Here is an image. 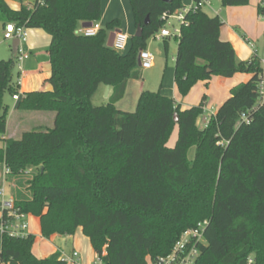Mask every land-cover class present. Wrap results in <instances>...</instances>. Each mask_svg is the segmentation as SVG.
I'll list each match as a JSON object with an SVG mask.
<instances>
[{
  "label": "trees",
  "instance_id": "obj_1",
  "mask_svg": "<svg viewBox=\"0 0 264 264\" xmlns=\"http://www.w3.org/2000/svg\"><path fill=\"white\" fill-rule=\"evenodd\" d=\"M128 2L142 34L118 53L107 46L108 34L120 25L117 19L95 37L76 34L82 24L99 22L101 0H17V10L0 0L3 28L40 29L50 39V89L24 93L17 122L53 113L52 128L25 131L19 139L4 138L7 122L0 119V185L4 178L16 214L39 219L43 238L71 237L81 228L102 264H147L146 259L154 264L183 231L202 221H207L206 245L197 264H264L260 59L237 60L220 38L222 20L202 8L191 10L175 38L179 96L214 76L249 74L247 81L232 89L202 129L196 124L204 97L198 106L181 110L160 88L140 93L133 113L120 111L115 105L127 84L141 78L139 51L164 28V13L183 9L180 0ZM221 2L229 7L249 1ZM257 15L264 17L263 3ZM163 42L166 48L168 38ZM13 63L0 64V109ZM100 86L111 93L105 105L95 107L90 99ZM174 127L178 138L169 148ZM13 221L1 212L0 225ZM34 243L31 234L17 238L0 232V264H66L59 251L36 258Z\"/></svg>",
  "mask_w": 264,
  "mask_h": 264
},
{
  "label": "crops",
  "instance_id": "obj_2",
  "mask_svg": "<svg viewBox=\"0 0 264 264\" xmlns=\"http://www.w3.org/2000/svg\"><path fill=\"white\" fill-rule=\"evenodd\" d=\"M210 3L209 7H204L203 11L210 17L217 16L219 19L222 20L223 25L219 30V35L222 41L229 43L235 52L236 59L241 62H247L251 57L256 56L260 59L261 64L263 66V78L262 83L264 84V17H259L257 15V7L264 4V0H248L249 2L245 6H229V7H222L221 0H203ZM182 3V7L185 10L190 9L194 3L193 0H180ZM8 5L13 10L18 9V4L15 6H10L9 2ZM14 5V4H12ZM102 11L101 17L99 22L101 23L102 27H104L107 23L115 21L117 19L120 21V25L117 28L119 31L127 34L128 37H132V35L136 31V26L133 21L131 6L128 0H101ZM0 31L3 32V24L0 23ZM42 33H40L39 29L27 30V38L26 42L23 44L26 54L28 57L22 64V72L20 73L21 78L23 75L26 74L23 70L26 67V63L31 58V51L36 49V44ZM49 38L48 35L44 33V39ZM165 39V38H164ZM163 39V40H164ZM46 40V39H45ZM50 43V41H49ZM49 44L46 43L45 45V54ZM147 51V50H146ZM12 52V47H11ZM14 56V55H13ZM15 57V56H14ZM39 65V64H38ZM49 77L47 81L41 84L38 89L35 90H49ZM249 78V74H235L231 78H223L221 76H214L211 77L210 80L207 82L199 81L195 85V90L192 96H188L186 98L180 99V96L177 95L176 85H174V72L173 76L170 78L168 77L167 85L171 86L169 92L165 91L166 82L163 83L161 95L164 97L173 98L176 103H179L181 110L190 108L193 106H198L200 102L198 101L199 96L201 93L206 94L204 99L207 98V103L204 102L203 108V119L202 121L205 122L209 121L214 115L218 107L227 99L232 89L237 87L238 85L244 83ZM22 84V81H21ZM204 84V85H203ZM204 86L205 89L202 87ZM21 87V86H20ZM19 87V88H20ZM105 86H100L98 91L105 92ZM97 91V92H98ZM34 92V91H31ZM177 92V93H176ZM20 95L22 96L24 93L23 91H19ZM111 93V89H109L108 96ZM15 94V93H13ZM15 106L11 110L10 118L8 120L10 124V120L14 118L16 115V120L18 119L19 115L17 114L18 102L14 101ZM7 109L4 110V115L6 114ZM201 115V116H202ZM20 118V117H19ZM199 121L200 116L197 121V127L199 128ZM203 125V127H204ZM0 217H1V209H0ZM26 229L25 234H31L35 236V243L32 248V252L34 253L36 258H46L56 251H59L61 254L65 256L71 257V255L67 254L66 251L63 250L61 245H58L57 239L61 235H55L50 239H45L40 235V225L39 219H36L30 215L26 216ZM62 237V236H61ZM65 237V236H63ZM67 238V237H66ZM71 237H69L70 239ZM75 250L73 249V252ZM72 252V253H73ZM78 252V251H77ZM79 256L77 258V264H89V260L85 259L84 253L78 252ZM96 259V255H94Z\"/></svg>",
  "mask_w": 264,
  "mask_h": 264
},
{
  "label": "rangeland",
  "instance_id": "obj_3",
  "mask_svg": "<svg viewBox=\"0 0 264 264\" xmlns=\"http://www.w3.org/2000/svg\"><path fill=\"white\" fill-rule=\"evenodd\" d=\"M10 6L17 5V0H8ZM14 4V5H12ZM164 27L166 30L172 32L173 29L179 27V24L176 20L169 19L165 24ZM40 30V29H39ZM42 36H40L36 44V49L31 51V58L26 63V67L23 70L26 72L25 75L22 77V84L18 88L16 83L18 81V77L20 76V71L18 68V63L16 58L13 56L11 52V41L3 40L2 38V31H0V64L5 63L9 60H14L11 69V75L7 84L2 87V98H1V109H0V119H5L7 122V131L4 135V138H15L19 139L21 133L25 131L34 130L36 128H52L53 126V113H36L32 116L27 117L25 120L18 121L15 119L16 115L12 120H10V124L8 122L10 118V112L14 108L15 102L12 99L13 93L19 94V91L23 92H31L38 89L44 82L47 81L49 77V63H48V56L45 54V45L46 43L49 44L50 39H44V31L40 30ZM45 35H47L45 33ZM145 50L149 51L155 57L154 66L149 70H141V78L138 80L130 81L127 84V89L125 92L124 97L117 101L115 108L127 112L133 113L137 99L140 93L142 92H157L160 88V92L162 91L163 83L166 82L165 91L169 92L171 89L170 85H167L168 77L173 76V62L176 55V40L174 37L168 38L167 47H164L163 39H158V36L154 35L151 39L148 40ZM124 53V52H121ZM39 64V65H38ZM204 85V84H203ZM204 89L205 87L202 86ZM195 86L185 95L180 97L182 100L188 96H192ZM105 92L98 91L96 92L90 99V103H92L95 107H101L105 105L107 102V98L104 96ZM177 93V92H176ZM178 95V93H177ZM206 94L201 93L198 98V101L202 100ZM179 97V95H178ZM207 98L204 99L205 103H207ZM179 105V103H177ZM197 106V105H196ZM193 106V107H196ZM7 109L6 114L4 115V110ZM203 115L200 116L199 121V128L202 129L204 122L202 121ZM178 129L174 127L170 132V136L168 138L166 147H173L178 138ZM0 187L5 188V197L8 198L10 196L9 189L4 182V178ZM59 237L57 239L58 245H61L63 250L66 251L67 254L71 255L73 249L78 252H83L85 255V259L89 260V264H93L96 260L94 258V251L91 248L89 239L82 233L81 228H77L73 236L69 239V237ZM148 264V259H146Z\"/></svg>",
  "mask_w": 264,
  "mask_h": 264
},
{
  "label": "built area",
  "instance_id": "obj_4",
  "mask_svg": "<svg viewBox=\"0 0 264 264\" xmlns=\"http://www.w3.org/2000/svg\"><path fill=\"white\" fill-rule=\"evenodd\" d=\"M210 3L203 0H198L190 9L185 10L182 9L180 12L174 13V14H168L164 13L161 20L165 21V23L169 19L176 20L179 24V27L176 29L174 28L172 32L165 29V27L160 30L159 33L156 34L158 36V39H164V38H178L180 35V26L185 23L184 15L188 13L191 10H196L199 8L209 7ZM102 25L100 22L97 23H91L90 27H84L83 25L80 26L76 30V34L81 37H95L99 31L101 30ZM2 38L3 40L11 41L18 40V48L15 53V58L18 63V68L20 73L22 72V64L25 60L28 59L29 56H27L25 48L23 44L27 41V29L24 27H16L14 24H7L3 28L2 32ZM130 37L127 36V34L123 33L122 31L115 32L114 35V41L112 49L115 52L121 53L125 52L128 45H129ZM155 57L152 53L146 50L139 51L138 54V63L139 68L141 70H149L154 66ZM22 78L21 76L18 77V81L16 83V86L19 88L21 85ZM21 98L20 93L14 94L12 96L13 101H19ZM259 98L264 101V84L261 82L259 86ZM245 119V117H243ZM246 120V119H245ZM208 124V121L205 122L206 126ZM4 174L3 176L8 173L7 169L4 168ZM5 188H0V209L1 212H6V216H10L13 218V222L11 223H2L0 225V232L7 233L9 236L22 238L25 237V229H26V216L24 214L18 215L14 211V203L12 197H5ZM207 226V221H202L200 223H197L195 226L187 228L183 233L180 235V237L177 239L175 244L172 246V250L170 253L166 256L159 257L154 264H197L200 255H201V249L203 246L206 245V239H205V229ZM79 256V253L77 251H74L72 253V256H65L64 254H61V259L66 264H77V258ZM249 264L251 263V260H248ZM93 264H102L99 259H96Z\"/></svg>",
  "mask_w": 264,
  "mask_h": 264
},
{
  "label": "water",
  "instance_id": "obj_5",
  "mask_svg": "<svg viewBox=\"0 0 264 264\" xmlns=\"http://www.w3.org/2000/svg\"><path fill=\"white\" fill-rule=\"evenodd\" d=\"M163 1H164V2H167L168 0H163ZM82 25H83L84 27H90V26H91V23H84V24H82ZM117 31H119V30L116 29L115 31L109 33L108 36H107V38H108V40H107V46H108L109 48H112V46H113L114 35H115V32H117ZM141 34H142V28L137 27L135 33H134L132 36L137 37V38H140ZM18 44H19V41H18V40H14V41L12 42V45H11V46H12V54H13V55H15V53H16V50H17V48H18ZM138 65H139V63H138ZM105 87H106V88H105L104 96L107 98L110 87H109V86H105ZM174 122H175V123L178 122V118H177L176 115L174 116Z\"/></svg>",
  "mask_w": 264,
  "mask_h": 264
}]
</instances>
